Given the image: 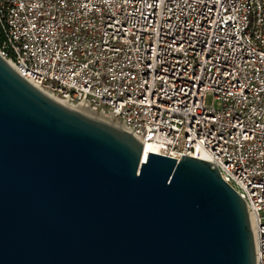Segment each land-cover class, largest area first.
<instances>
[{"label":"built area","instance_id":"2783aa9c","mask_svg":"<svg viewBox=\"0 0 264 264\" xmlns=\"http://www.w3.org/2000/svg\"><path fill=\"white\" fill-rule=\"evenodd\" d=\"M0 28V55L42 91L144 151L215 163L264 264V0H0Z\"/></svg>","mask_w":264,"mask_h":264},{"label":"water","instance_id":"95a60500","mask_svg":"<svg viewBox=\"0 0 264 264\" xmlns=\"http://www.w3.org/2000/svg\"><path fill=\"white\" fill-rule=\"evenodd\" d=\"M0 264H257L215 163L149 152L0 55Z\"/></svg>","mask_w":264,"mask_h":264},{"label":"bare ground","instance_id":"6f19581e","mask_svg":"<svg viewBox=\"0 0 264 264\" xmlns=\"http://www.w3.org/2000/svg\"><path fill=\"white\" fill-rule=\"evenodd\" d=\"M47 95L51 96L52 98H54L55 100H57L58 102H60L61 104H64V105H67V106H70V107H73V108H77V109H80V110H83L85 112H88L94 116H97L105 121H108L111 123L110 119H108L106 116H104L102 113L96 111L94 108H92L91 106L85 104L84 102H80V101H69V100H66V99H61V98H58L56 96H53L52 94H50L49 92H46L44 91ZM149 152H155V153H160L161 152L157 149V148H154L152 145H147L146 148H145V151H144V159L147 158V155ZM198 158H202V159H205V160H208L210 161L206 156L204 155H201V156H197ZM252 220V218H251Z\"/></svg>","mask_w":264,"mask_h":264},{"label":"rangeland","instance_id":"374dc122","mask_svg":"<svg viewBox=\"0 0 264 264\" xmlns=\"http://www.w3.org/2000/svg\"><path fill=\"white\" fill-rule=\"evenodd\" d=\"M206 104L207 105H212V104H214V103H216L215 102V100H214V97L213 96H211V95H208L207 97H206Z\"/></svg>","mask_w":264,"mask_h":264},{"label":"trees","instance_id":"16d2710c","mask_svg":"<svg viewBox=\"0 0 264 264\" xmlns=\"http://www.w3.org/2000/svg\"><path fill=\"white\" fill-rule=\"evenodd\" d=\"M3 33H2V31H1V28H0V43H2L3 42Z\"/></svg>","mask_w":264,"mask_h":264}]
</instances>
